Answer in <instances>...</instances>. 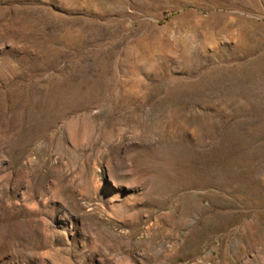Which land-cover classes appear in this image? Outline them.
Here are the masks:
<instances>
[{
	"label": "rangeland",
	"instance_id": "obj_1",
	"mask_svg": "<svg viewBox=\"0 0 264 264\" xmlns=\"http://www.w3.org/2000/svg\"><path fill=\"white\" fill-rule=\"evenodd\" d=\"M0 264H264V0H0Z\"/></svg>",
	"mask_w": 264,
	"mask_h": 264
},
{
	"label": "bare ground",
	"instance_id": "obj_2",
	"mask_svg": "<svg viewBox=\"0 0 264 264\" xmlns=\"http://www.w3.org/2000/svg\"><path fill=\"white\" fill-rule=\"evenodd\" d=\"M72 152H73V151H72ZM74 154H75V153H74ZM114 180H115V179H114ZM114 180L112 179V181H110V180H109V181L112 182V185H113V186H116V185H115L116 183L114 182ZM116 182H117V181H116ZM88 188H89V186H88ZM11 244H12V243H11ZM11 247H12V246H11Z\"/></svg>",
	"mask_w": 264,
	"mask_h": 264
}]
</instances>
